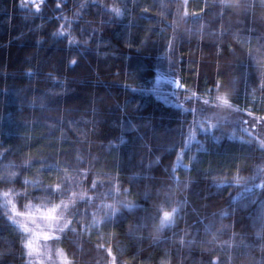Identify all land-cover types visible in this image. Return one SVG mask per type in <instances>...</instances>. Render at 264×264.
<instances>
[{"label":"trees","instance_id":"obj_1","mask_svg":"<svg viewBox=\"0 0 264 264\" xmlns=\"http://www.w3.org/2000/svg\"><path fill=\"white\" fill-rule=\"evenodd\" d=\"M262 54L264 0H0V192L73 201L71 264H264V127L213 109L262 121ZM5 211L0 264H27Z\"/></svg>","mask_w":264,"mask_h":264},{"label":"snow or ice","instance_id":"obj_2","mask_svg":"<svg viewBox=\"0 0 264 264\" xmlns=\"http://www.w3.org/2000/svg\"><path fill=\"white\" fill-rule=\"evenodd\" d=\"M42 2V0H41ZM225 7L229 5L227 3L224 4ZM37 10H39V5H36ZM112 12L117 15L121 14V10L118 7H113L111 9ZM75 43L73 39L71 41ZM264 55V54H262ZM195 96V94H193ZM205 105L209 102L207 100L203 101ZM205 111V109H201V112ZM251 115V113H249ZM261 146L264 147V140L261 142ZM15 176V173H12L11 176L8 177H0V182H11L12 177ZM25 184L29 183L27 180L24 181ZM95 188V184L93 185ZM53 191H59L60 185L57 184ZM48 191V190H46ZM17 195H27L26 193H15L13 189L9 188L6 191L0 192V200L3 203H0V208H5L7 211L3 213L6 219L14 225H17L19 230L23 233L22 238V246L25 250V255L27 256V264H45L43 259H38L39 246L41 245V241H43V247H48V241H59L62 238V234L66 229L69 228L70 221H66L64 218V211L68 208L69 204H72L73 201L69 200L65 202L63 200L60 203H50V204H33L29 203L24 205L25 211H19L17 208V204L14 202V196ZM73 196L76 193H72ZM111 207V206H109ZM179 211L178 208L172 207L171 210H167L165 208L161 209V216L159 217V224L161 229L166 226H170L174 223V216ZM11 213V214H9ZM17 217L24 218L25 222H21ZM63 218L64 224L57 231H52V228L55 226L54 221ZM32 225V226H30ZM74 231V229H72ZM56 233H60L61 235H57ZM55 257L51 254V249L49 255L47 256V264H71V262L67 259L64 254L63 249L58 247L55 248Z\"/></svg>","mask_w":264,"mask_h":264},{"label":"rangeland","instance_id":"obj_3","mask_svg":"<svg viewBox=\"0 0 264 264\" xmlns=\"http://www.w3.org/2000/svg\"><path fill=\"white\" fill-rule=\"evenodd\" d=\"M179 89L180 85L179 82L176 81L175 79L164 75V74H157L156 76V83H155V88L154 92L157 93L161 97V99L168 101V102H175L177 100H181L179 97ZM175 103H179V101H176ZM216 108H213L214 112H223V118L224 120L228 121H235L238 118V115L240 114V117L244 119L245 121V126L244 127H255V125H258V127H264V117H262V121L257 117H253V115H249L248 112H239L238 109L231 104H229L227 101H219L215 103ZM211 115V114H210ZM25 211V210H24ZM11 214V213H9ZM17 219H20L21 222H25L24 218L22 217H17ZM62 218L59 220L54 221V227L52 228V231H57L60 227L63 226L64 222H62ZM32 226V225H30ZM57 235L59 233H56ZM43 241H41V245L39 246V257L38 259H43L45 264H47V256L49 255L50 249H51V254L53 257H55V246L52 241H48L47 243L49 244L48 247H43Z\"/></svg>","mask_w":264,"mask_h":264}]
</instances>
